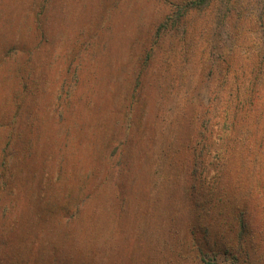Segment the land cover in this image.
<instances>
[{
  "label": "rangeland",
  "instance_id": "374dc122",
  "mask_svg": "<svg viewBox=\"0 0 264 264\" xmlns=\"http://www.w3.org/2000/svg\"><path fill=\"white\" fill-rule=\"evenodd\" d=\"M194 1L0 0V152L14 101L20 104L7 147L13 159L0 183V264H195L189 233L231 219L245 196L257 205L264 260V182L254 183L247 170L241 181L225 172L218 184L234 195L212 199L210 217L200 218L191 169L177 174L165 164L163 149L177 135L181 144L192 141L186 116L208 117L228 59L242 66L248 91L258 71L250 59L264 54L253 53L264 0H212L201 10ZM160 32L164 47L180 50L167 69L169 85L180 78L165 99L149 86L171 88L154 74L157 64L137 78L142 50ZM111 168L120 174L105 182ZM86 194L78 215L66 219Z\"/></svg>",
  "mask_w": 264,
  "mask_h": 264
},
{
  "label": "trees",
  "instance_id": "16d2710c",
  "mask_svg": "<svg viewBox=\"0 0 264 264\" xmlns=\"http://www.w3.org/2000/svg\"><path fill=\"white\" fill-rule=\"evenodd\" d=\"M210 2L212 0L194 1L192 8L196 7L197 10H201ZM262 16L263 14L261 13L259 20ZM170 19L171 17L168 18V20ZM161 29L162 31L164 30V34L167 26L163 24ZM255 31L259 32V38L262 41L253 43L255 46L253 53L264 48V37H261L264 36V29L259 30L257 25ZM232 44L234 50L231 52L235 53L238 50L236 47L239 46L235 42ZM177 47L176 45H171L169 48L164 47L161 42L160 32L150 44L145 45L142 50L145 56L143 55L137 66V78L139 79L144 72L143 70H147L148 67L157 64V70L154 74H158L162 81L166 80L168 82L167 87L171 86V88H164L160 83H149V86L155 87L156 90L158 89L164 99L173 92V84L178 82L180 78V76H174V79L171 80L172 85H169L168 77L172 74L167 69L172 65V59L176 58L174 55ZM160 51L163 53L159 54ZM178 51L180 52L179 49ZM260 58L258 56L255 59H250L252 63L257 62L258 71L252 73L253 78L248 81L250 85L248 91L244 87L246 79H244L245 75L244 71H242V66L238 65L237 60L236 67L233 57L228 59L226 62V73H224L221 86L214 92L213 101L208 109V117H202L203 115L196 116V114L189 118L186 116L188 124L193 126L189 131L190 133H188L191 136H187L192 141L184 145L185 141L183 140V144H181L180 141L184 136L177 135L175 142L172 145L167 144L163 149L164 151L167 150V154L164 156L165 164L170 170L177 169V174H179L178 169H181V166H184L186 171L191 169L194 188H197L193 191L194 198L192 201L200 218L210 217L212 209L209 204L210 201H214L212 199L228 197L227 200L229 202V197L234 195L235 192L233 190L223 191L221 185L218 184V179L222 178L225 172L230 171L231 176L235 175V178L241 181L243 180L242 171L247 170L251 172L248 178L256 179V181H253L254 183L264 182V103L262 112L259 114L255 105L256 100L262 99L258 94L257 86L262 84L261 81L264 79L262 78L264 74L260 71V66L264 61V54L262 59ZM256 64L254 63L253 71L256 70ZM22 88L23 86L20 89ZM225 88L229 89L226 90ZM20 93H23V90H20ZM16 94L17 91L13 95L12 101L16 98ZM14 103L15 107L11 123H7L5 126L9 128L6 134L7 145L0 152V183L2 185L8 178L6 171H9V166L6 169L5 166L7 164L10 165L13 159L12 155L7 151V147L9 145L8 142L12 141L14 134V119L19 117V98ZM183 117V124H185L186 120ZM183 130L187 129L183 128ZM26 159L22 157L21 162L23 163ZM155 161L153 158L150 163H156ZM105 167L108 169L107 166ZM209 172H214L216 177L211 183L209 181L211 179L207 177ZM101 174L103 173L99 172L95 175L89 173L85 179L88 183H93V179L96 180ZM119 174L120 171H116V168L114 170L111 168L110 171L105 173L103 180L105 182L110 181L113 176L116 177ZM177 176L180 181L179 175ZM231 180H233V177H231ZM89 197L90 195L86 194L82 203L79 202V204L75 205L73 212L69 213L68 211L64 217L66 219L76 217L85 199ZM251 201L254 200L245 196L243 204H235L230 209L232 210L231 219L227 217L222 222L204 223L197 229V233H189L186 244L190 247L195 264H215L219 258L229 264H264L262 256L258 255V249H256L261 235L255 220V214L258 209L256 208L257 205L250 206L249 203ZM60 220L58 219L57 222H60ZM223 223L226 224L222 226ZM103 256L104 252L101 257Z\"/></svg>",
  "mask_w": 264,
  "mask_h": 264
}]
</instances>
